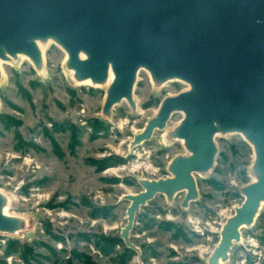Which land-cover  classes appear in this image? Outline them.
Segmentation results:
<instances>
[{
    "label": "rangeland",
    "instance_id": "374dc122",
    "mask_svg": "<svg viewBox=\"0 0 264 264\" xmlns=\"http://www.w3.org/2000/svg\"><path fill=\"white\" fill-rule=\"evenodd\" d=\"M44 51L41 70L29 58L1 62L0 191L25 227L0 232V264H207L244 199L241 189L254 179L251 145L239 133L217 135L211 169L194 175L197 197L183 206L184 191L171 200L155 194L135 214L133 250L120 238L124 195L139 192L142 179L171 176L169 162L187 154L169 136L183 114H171L149 139L130 141L165 96L188 85L157 84L141 69L134 107L123 99L106 115L108 86L79 84L56 43ZM239 231L241 242L222 263L264 264V207Z\"/></svg>",
    "mask_w": 264,
    "mask_h": 264
},
{
    "label": "water",
    "instance_id": "95a60500",
    "mask_svg": "<svg viewBox=\"0 0 264 264\" xmlns=\"http://www.w3.org/2000/svg\"><path fill=\"white\" fill-rule=\"evenodd\" d=\"M51 39L66 53L75 80L100 85L109 73L102 112L126 100L144 69L161 84L188 87L165 96L156 115L134 134L130 146L183 114L169 136L187 152L169 162L171 176L140 180L141 190L125 194L129 204L120 238L138 251L129 232L135 214L155 194L168 200L184 191L182 205L197 197L194 175L211 169L218 132L239 133L253 150L254 179L243 201L223 224L207 264L228 258L239 229L252 224L264 203V0H0V59L27 56L40 67L36 40ZM0 191V232L22 231V221L4 212Z\"/></svg>",
    "mask_w": 264,
    "mask_h": 264
},
{
    "label": "bare ground",
    "instance_id": "6f19581e",
    "mask_svg": "<svg viewBox=\"0 0 264 264\" xmlns=\"http://www.w3.org/2000/svg\"><path fill=\"white\" fill-rule=\"evenodd\" d=\"M49 42H54L53 40L51 39H47V40H36L35 41V44L37 46V48L39 49L40 53H41V64H40V67H36L38 70H41L43 69V59H44V49L48 46ZM21 59V58H28L27 56H25L24 54H17V56L14 58V57H10V59H8V61H12V60H16V59ZM4 61V60H1L0 59V71H1V62ZM70 72L73 74L72 70H70ZM111 81V74L109 73L107 79L101 83L100 85H103V86H108L109 83ZM79 84H90L91 82L89 80H82V81H78ZM219 134H222L221 132H218L217 135ZM179 141L183 144V141L181 139H179ZM5 197V206H4V212L5 213H9L12 215V213L9 211V201L8 199L6 198V196L4 195ZM261 207H264V203H261ZM15 217H18L21 219L22 221V231L24 230V227H25V218L19 216V215H14ZM241 242V237L238 241H236L235 243H240ZM221 264H224V263H221Z\"/></svg>",
    "mask_w": 264,
    "mask_h": 264
},
{
    "label": "trees",
    "instance_id": "16d2710c",
    "mask_svg": "<svg viewBox=\"0 0 264 264\" xmlns=\"http://www.w3.org/2000/svg\"><path fill=\"white\" fill-rule=\"evenodd\" d=\"M96 217H99V216H96ZM118 240L120 241V239L118 238Z\"/></svg>",
    "mask_w": 264,
    "mask_h": 264
}]
</instances>
